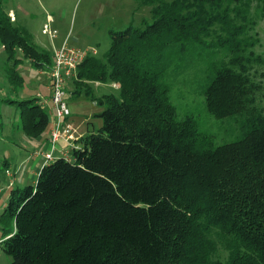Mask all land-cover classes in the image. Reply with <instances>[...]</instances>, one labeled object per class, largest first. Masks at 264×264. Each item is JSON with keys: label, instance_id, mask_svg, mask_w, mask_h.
<instances>
[{"label": "trees", "instance_id": "16d2710c", "mask_svg": "<svg viewBox=\"0 0 264 264\" xmlns=\"http://www.w3.org/2000/svg\"><path fill=\"white\" fill-rule=\"evenodd\" d=\"M136 1L150 7L151 22L111 35L103 57L87 56L71 81L101 108L100 127L75 142L70 158L44 164L34 185L10 191L0 249L10 264H264V109L251 79L264 58L250 35L252 5L264 14V0ZM3 2L7 58L19 50L49 70L52 53ZM199 56L207 112L239 128L218 146L192 116H178L169 96L168 78ZM6 76L23 82L15 68ZM97 82L115 84L118 95L97 97L89 84ZM20 105L23 129L39 137L49 105Z\"/></svg>", "mask_w": 264, "mask_h": 264}, {"label": "rangeland", "instance_id": "374dc122", "mask_svg": "<svg viewBox=\"0 0 264 264\" xmlns=\"http://www.w3.org/2000/svg\"><path fill=\"white\" fill-rule=\"evenodd\" d=\"M3 8L9 13L10 19L17 22L16 25L28 31L33 43L40 48L53 53L52 42L55 40V44H61L67 38L68 46L77 50L94 49L97 58H102L108 50L111 35L130 26L140 27L143 22H151L150 7L139 6L136 0H4ZM251 18L255 22V27L250 35L258 41L254 52L264 58V14L255 4L252 5ZM46 25L50 31H55L54 37L42 33ZM214 59L220 61L222 55L218 54ZM205 60V56H199L197 61L192 59L183 74L168 78L171 85L169 96L177 109L178 116H192L199 131L207 134L213 145L218 146L234 140L239 128L231 118L216 119L207 112L205 97L202 94L207 74ZM185 66L183 61L178 65L179 68ZM13 68L23 80L21 85L12 84L6 76ZM47 74L48 69H37L19 50L8 59L0 43V214L4 210L10 191L17 187L34 185L38 175L36 172L42 168V166L38 168L40 162L36 166L32 167V165L34 159L43 161L41 154L46 148L43 149L40 145L44 141L50 122L39 137L29 136L22 127L23 106L20 102L32 99L48 100L49 107L46 108V112L51 120L48 90L50 81ZM251 79L262 86L257 92L256 104L264 109V97H262L264 64H253ZM69 84L66 85V89L71 93L76 88L74 84ZM89 84L97 97L110 93L118 95L117 89H112L110 82L100 83L99 88L94 86V83ZM85 101L88 104L92 102L83 97L77 99L69 97L68 108L70 112L71 108L77 110L78 121L82 122L84 127H91V120L86 121L85 117L88 114L86 108L89 106ZM93 121V125L98 126L97 120ZM72 128L74 135L75 129L73 126ZM54 151L52 160L59 158ZM10 262L11 258L0 249V264H10Z\"/></svg>", "mask_w": 264, "mask_h": 264}, {"label": "built area", "instance_id": "2783aa9c", "mask_svg": "<svg viewBox=\"0 0 264 264\" xmlns=\"http://www.w3.org/2000/svg\"><path fill=\"white\" fill-rule=\"evenodd\" d=\"M43 34L54 37L55 31H50L44 26ZM93 50H77L67 45V38L56 47L52 53V66L48 70L47 78L50 83V108L54 113V119L49 133V149L41 154L44 164L53 159L52 152L56 150L59 141L71 143L74 140L72 124L69 121L71 112L68 108V91L66 85L76 78L77 66L89 55H95ZM41 106H48V100L40 101Z\"/></svg>", "mask_w": 264, "mask_h": 264}, {"label": "crops", "instance_id": "0c3cea01", "mask_svg": "<svg viewBox=\"0 0 264 264\" xmlns=\"http://www.w3.org/2000/svg\"><path fill=\"white\" fill-rule=\"evenodd\" d=\"M56 29V28H55ZM57 30V29H56ZM53 43V50H54V48L56 47V46H59L60 45V43H58V44H55V40L52 42ZM53 52V51H52ZM69 85H72V83H70ZM94 86H96L97 88H99L100 86H101V84L100 83H94L93 84ZM111 86V88L112 89H116V87H114L115 86V84H111L110 85ZM68 91V90H67ZM77 90L76 89H74V91L73 92H71V93H69V91H68V93L69 94H71L69 97L70 98H82V96H77L76 95V92ZM85 99V98H84ZM86 102V101H85ZM91 104H88L87 102H86V104H88L89 106H88V108H86V111H87V113L88 114H86L85 115V117H86V121H88V120H91L90 121V123L92 124V126L90 127V126H83V123L82 122H79L78 121V118H79V116H77V115H79L78 114V112H77V110H72V108H71V115H70V118H69V121H70V123L72 124V126L74 127V129H75V134H74V140L71 142V143H67V142H64V141H59L57 144H56V151H54V154L55 153H57V156L58 157H64V158H70V155H71V151H72V149H74V148H77L78 147V144H76L75 142L78 140V139H80L81 137H83V136H85V135H87V134H89L90 132H92V131H94V130H96L98 127H100V125H101V120L97 117V115L101 112V108L100 107H98L97 105H95L94 103H92V102H90ZM93 106H95V107H93ZM48 108V107H47ZM51 109V108H50ZM82 117H84V116H82ZM92 118V117H95V119H89V118ZM53 119H54V114H53V111H52V109H51V120H50V118H49V122H50V125H49V127H48V131H47V134L45 135V137H44V141L42 142V144L40 145V146H42V148L43 149H45L46 148V151L49 149V133H50V128H51V126H52V123H53ZM93 120H97V125L98 126H95V125H93ZM99 120V121H98ZM64 154V156H62ZM56 156V157H57ZM55 157V158H56ZM36 158H39V157H36ZM53 161V160H52ZM38 162H40V164L38 163ZM39 164V166H38V168L39 167H41V166H43L44 165V159H43V161L41 162L40 160H38L37 161V159H34L33 160V165H32V167L33 166H36V165H38ZM36 174H38V172H36Z\"/></svg>", "mask_w": 264, "mask_h": 264}]
</instances>
